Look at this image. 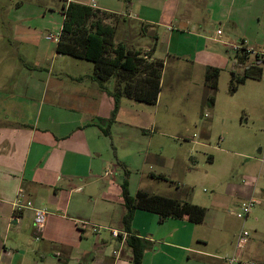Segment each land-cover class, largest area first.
<instances>
[{
    "label": "crops",
    "instance_id": "obj_1",
    "mask_svg": "<svg viewBox=\"0 0 264 264\" xmlns=\"http://www.w3.org/2000/svg\"><path fill=\"white\" fill-rule=\"evenodd\" d=\"M126 1L125 5L122 0H67L64 5L73 2L93 8L115 30L110 42L113 48L122 45L131 52L151 51V60H161L159 41L169 56L201 54L206 68H222L219 62L227 63L215 45L230 48L238 42L264 53V0ZM171 17L177 28L161 25ZM26 20L13 21L10 15L0 14V24H4L0 38L8 41L0 46V55L4 53L0 57L4 66L0 72V264H131L130 237L144 245L142 264H230L226 258H235L232 264H264V159L258 173H249L242 184L232 187L227 213L215 200L211 201L213 211L187 200L206 208L203 223H192L187 217L161 221L158 214L137 209L130 231L126 230L123 186L116 187L114 181L118 168L125 164L114 161L115 119L107 125L116 107L107 89H113L116 81L105 83L103 90L93 78L94 63L86 68L61 55L57 40H50L56 41L55 48L45 46L42 32L24 25ZM130 20L139 23L137 36H150L152 44L134 40L133 29L127 31L131 24L124 26ZM6 24L13 36L3 35ZM153 26H166L168 32L161 37ZM217 30H222L221 38H217ZM12 55L16 57L9 58ZM136 103L144 104L123 96L118 112L130 114ZM107 170L114 171L109 178L103 177ZM20 192L36 208L49 211L42 243L50 244L51 249L23 254L7 245L11 232H22L27 211L32 212L35 230L33 210L15 212L13 202ZM250 199L261 204L245 219L238 218V207ZM80 222L129 235L98 234L93 247H87L89 228L82 229ZM243 230L249 237L239 248ZM54 238L70 240L73 247L64 244L57 251Z\"/></svg>",
    "mask_w": 264,
    "mask_h": 264
},
{
    "label": "rangeland",
    "instance_id": "obj_2",
    "mask_svg": "<svg viewBox=\"0 0 264 264\" xmlns=\"http://www.w3.org/2000/svg\"><path fill=\"white\" fill-rule=\"evenodd\" d=\"M66 3L67 0H0V14L4 17L10 15L13 21L26 17L24 25L42 32L44 45L51 44L55 48L56 41H48L46 36L59 35L63 23L61 12ZM164 21L165 24L161 25L178 27L172 17ZM128 24L131 25L127 31L133 29L136 42L153 43L150 36H137L139 23L130 20L124 26ZM5 27L8 25L1 29L3 35L13 36L10 28ZM153 27L158 29L161 37L168 32L166 26ZM3 42L8 43L1 37L0 46ZM12 44L18 46L15 41ZM164 46L159 41L162 65L156 103H136L132 106V113L117 112L115 117L112 130L117 153L114 161L118 163L119 159L125 164H122L125 168L119 167L115 173L116 187L123 186L127 171V187L132 197L143 190L197 202L211 207L212 211L211 201L215 200L227 213L232 187L242 184L249 173H258L264 159V75L248 79L238 86L236 92L230 91L232 73L242 77L249 66L258 65V59L251 54L246 61H241L233 49L215 45L227 58V63L219 62L222 68L218 88L213 91L205 82L206 66L201 54L177 58L166 55L161 50ZM12 57L16 55L9 58ZM67 57L85 64L86 68L87 64L92 66L91 62L79 63L77 59ZM2 68L4 66L0 65V72ZM82 71H85L84 66ZM152 175H163L168 180ZM26 215L22 232H11L7 245L17 247L23 254H33L32 251L38 248L51 249L50 244L42 243V234L40 241L36 240L32 212L27 211ZM96 227L88 225L90 239L85 243L87 247H93L98 234L109 237L114 230ZM52 241L57 251L64 244L68 249L73 247L70 240L54 238ZM66 263L72 264L70 261Z\"/></svg>",
    "mask_w": 264,
    "mask_h": 264
},
{
    "label": "trees",
    "instance_id": "obj_3",
    "mask_svg": "<svg viewBox=\"0 0 264 264\" xmlns=\"http://www.w3.org/2000/svg\"><path fill=\"white\" fill-rule=\"evenodd\" d=\"M63 11L65 18L57 41V51L61 55L94 63L93 78L103 90H106L105 83L112 79L116 81L113 89H107V92L115 98L116 103L113 116L108 120L107 125L110 126L114 121L120 99L123 96L137 102L155 104L160 90L161 60H151V57L148 56L151 51L146 53L139 50L131 52L122 45L113 48L110 42L113 39L115 30L105 24L103 15H100L93 8L70 2L67 7L64 5ZM237 56L239 57V53H237ZM248 58L249 55L247 54L240 56L241 61H246ZM257 61L258 65L249 66L250 68L246 69V73L242 77L238 78L234 72L232 73L231 92H236L238 86L250 78L262 77V61ZM220 72V68H206L205 82L213 91L218 88ZM210 100L213 102L214 97L211 96ZM105 133L108 134L106 131ZM152 176L160 180H168L163 175ZM127 185V180H125L123 183V196L127 212L124 216V224L127 231H130V224L137 209L156 213L160 216L161 221L169 217L178 219L187 217L192 223L201 224L205 220V207L187 200L150 194L143 190H139L137 195L132 197ZM128 244L133 250V264H142L144 255L142 241L130 237Z\"/></svg>",
    "mask_w": 264,
    "mask_h": 264
},
{
    "label": "built area",
    "instance_id": "obj_4",
    "mask_svg": "<svg viewBox=\"0 0 264 264\" xmlns=\"http://www.w3.org/2000/svg\"><path fill=\"white\" fill-rule=\"evenodd\" d=\"M216 36H217V38H221L223 36L222 30H217ZM59 37H60V34L58 36L49 35L47 37V39L58 41ZM230 48L239 54H247V55L254 54L258 60L262 61V68H263L262 76L264 75V53L263 52H255L254 50L247 48L244 44L237 43V42L231 44ZM113 174H114V171L107 170L104 173L103 177L109 178ZM260 204H261V202L259 200H256V199L247 200V201L243 202L238 207L235 214L238 218L245 219L246 217H248L250 215V213L254 210V208ZM13 206H14L15 212H23L25 209H31L34 211V225H35V231H36V239L38 240L40 238L39 236L43 233V230L45 228L47 218L49 215V211L46 209H43V208H36L32 201L25 199L24 194L22 192H20L17 195L16 199L13 202ZM79 225L82 229H85L88 227L89 224L87 222H80ZM94 227H95V229L98 228L96 226H94ZM111 234L114 238H119L120 236L126 237L129 235L126 232H121L118 230H111ZM248 237H249V232L246 230H243L241 232V235L238 238V247L239 248H242L245 245ZM226 261H227V263L232 264L233 262L236 261V259L235 258H226Z\"/></svg>",
    "mask_w": 264,
    "mask_h": 264
}]
</instances>
